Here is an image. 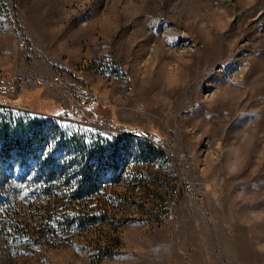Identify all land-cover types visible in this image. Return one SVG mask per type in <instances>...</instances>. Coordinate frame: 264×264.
Segmentation results:
<instances>
[{
    "label": "rangeland",
    "instance_id": "obj_1",
    "mask_svg": "<svg viewBox=\"0 0 264 264\" xmlns=\"http://www.w3.org/2000/svg\"><path fill=\"white\" fill-rule=\"evenodd\" d=\"M1 1L0 108L163 155L142 170L121 146L109 223L38 241L0 229V264H264V0Z\"/></svg>",
    "mask_w": 264,
    "mask_h": 264
},
{
    "label": "trees",
    "instance_id": "obj_2",
    "mask_svg": "<svg viewBox=\"0 0 264 264\" xmlns=\"http://www.w3.org/2000/svg\"><path fill=\"white\" fill-rule=\"evenodd\" d=\"M47 118L15 119L0 108V229L35 241L71 238L111 221L118 199L109 189L114 190L127 173L119 159L121 146L135 148L134 164L142 170L156 164L145 158L148 152L163 155L149 137L108 131L112 143H105L101 133L86 141L61 127L57 119ZM17 168L21 173L15 178ZM135 175L140 180L146 176L141 171ZM37 197L43 201L36 202ZM21 200L32 207L12 209L11 204ZM28 215L33 221L26 219ZM120 246L117 239L112 245L97 243L92 248L103 259Z\"/></svg>",
    "mask_w": 264,
    "mask_h": 264
}]
</instances>
